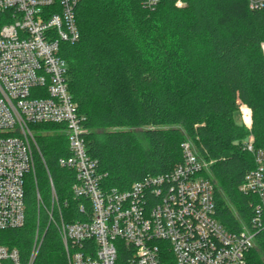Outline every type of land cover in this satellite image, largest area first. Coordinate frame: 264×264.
Returning a JSON list of instances; mask_svg holds the SVG:
<instances>
[{
	"label": "trees",
	"instance_id": "trees-1",
	"mask_svg": "<svg viewBox=\"0 0 264 264\" xmlns=\"http://www.w3.org/2000/svg\"><path fill=\"white\" fill-rule=\"evenodd\" d=\"M77 17L80 39L66 44L63 55L71 95L86 118L88 153L107 174L105 185L127 190L170 172L188 136L210 164L217 219L230 231L251 226L254 198L239 187L256 166L243 142L252 133L264 148V9L251 10L247 0H82ZM4 23L0 15V28ZM242 107L252 112L251 131L235 119ZM35 128L58 199L66 203L64 219H86L72 194L75 174L59 165L69 155L67 135L55 124ZM138 128H145L143 140ZM37 188L49 206L40 161L37 180L27 185L25 226L0 231V244L18 249L23 264L34 244ZM126 259L122 248L118 264ZM249 262L264 264V231ZM34 264H67L54 225Z\"/></svg>",
	"mask_w": 264,
	"mask_h": 264
},
{
	"label": "built area",
	"instance_id": "built-area-1",
	"mask_svg": "<svg viewBox=\"0 0 264 264\" xmlns=\"http://www.w3.org/2000/svg\"><path fill=\"white\" fill-rule=\"evenodd\" d=\"M247 1L251 10L264 9V0ZM81 2L0 0L5 19L0 28V231L25 226L27 185L37 180L40 161L51 203L45 204L37 188L39 215L26 264L35 263L50 225L60 235L67 264H118L122 248L125 264H250L256 237L264 231V148L255 146L252 133L243 149L256 166L239 190L254 198L253 216L251 226L239 231L217 219L216 189L206 175L210 164L189 141L182 143L183 159L170 172L147 176L127 190L105 185L107 174L88 153L86 118L71 95L63 55L66 44L80 39ZM240 111L251 131V110ZM46 124L67 135L69 155L59 165L74 172L73 198L86 219H64L66 203L58 199L35 128ZM0 264H23L19 250L0 244Z\"/></svg>",
	"mask_w": 264,
	"mask_h": 264
},
{
	"label": "rangeland",
	"instance_id": "rangeland-1",
	"mask_svg": "<svg viewBox=\"0 0 264 264\" xmlns=\"http://www.w3.org/2000/svg\"><path fill=\"white\" fill-rule=\"evenodd\" d=\"M235 119H236V121L238 123L243 124V125H244V123L246 121V119H245L244 115H242L241 111L239 113H236ZM112 130L114 131V130H117V129H112ZM144 131H145V128H138L137 129V133L139 135V138H141L142 140H143ZM185 140H187V141H189L190 143L193 144L192 140L188 136L185 137ZM209 173H210V171H209Z\"/></svg>",
	"mask_w": 264,
	"mask_h": 264
}]
</instances>
